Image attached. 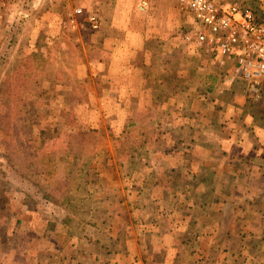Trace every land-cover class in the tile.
I'll list each match as a JSON object with an SVG mask.
<instances>
[{
	"label": "rangeland",
	"instance_id": "rangeland-1",
	"mask_svg": "<svg viewBox=\"0 0 264 264\" xmlns=\"http://www.w3.org/2000/svg\"><path fill=\"white\" fill-rule=\"evenodd\" d=\"M158 1L0 6V264H264V95Z\"/></svg>",
	"mask_w": 264,
	"mask_h": 264
},
{
	"label": "built area",
	"instance_id": "built-area-1",
	"mask_svg": "<svg viewBox=\"0 0 264 264\" xmlns=\"http://www.w3.org/2000/svg\"><path fill=\"white\" fill-rule=\"evenodd\" d=\"M5 0H0L4 6ZM139 12L147 11L151 0H134ZM181 9L190 13L191 23L185 41L204 49L210 57L227 65L224 77L227 86L241 90L258 100L264 95V19L236 2L225 0H178ZM82 11L76 7L69 13L68 23L77 25L76 15ZM92 29L99 26L97 16L88 15Z\"/></svg>",
	"mask_w": 264,
	"mask_h": 264
},
{
	"label": "crops",
	"instance_id": "crops-1",
	"mask_svg": "<svg viewBox=\"0 0 264 264\" xmlns=\"http://www.w3.org/2000/svg\"><path fill=\"white\" fill-rule=\"evenodd\" d=\"M154 1V2H153ZM151 0V6H150V8L149 9H152L153 8V4L155 5L156 3H158L159 1L158 0ZM154 9V8H153ZM183 35L181 34V37H182ZM184 39V38H183ZM183 49V48H182ZM181 49V50H182ZM198 49H200V48H198ZM201 50H203V51H201V53L203 54V55H196V57L195 58H198V59H202L201 61H203L204 62V67L206 66V65H208V67H210V71L209 72H215L214 74L215 75H219L218 76V79H217V76H216V79L217 80H219V83L220 84H224L225 85V87L227 86V84H226V82L224 81V77H225V75H226V73H227V70H228V66L227 65H221L219 62H218V60H215L214 58H212V57H210V54L207 52V51H205L204 49H201ZM185 52H187L185 49H183V51H182V53L180 54V53H177L178 55H180V57L182 58V59H184V54H185ZM187 54H189L188 52H187ZM226 67V68H225ZM214 70V71H213ZM229 89L231 90V91H236V89H235V87H230L229 86ZM240 92V91H239ZM242 106V105H241ZM248 139V136H246L245 135V141ZM248 141H250V140H248ZM247 141V142H248ZM243 143H246V142H243ZM251 148L252 147H250L249 148V151L251 150Z\"/></svg>",
	"mask_w": 264,
	"mask_h": 264
},
{
	"label": "trees",
	"instance_id": "trees-1",
	"mask_svg": "<svg viewBox=\"0 0 264 264\" xmlns=\"http://www.w3.org/2000/svg\"><path fill=\"white\" fill-rule=\"evenodd\" d=\"M210 90H212V86H209V88H207L206 91L208 92V91H210Z\"/></svg>",
	"mask_w": 264,
	"mask_h": 264
}]
</instances>
